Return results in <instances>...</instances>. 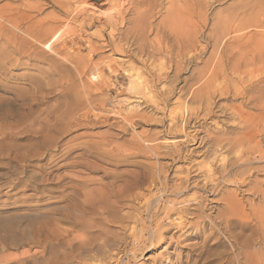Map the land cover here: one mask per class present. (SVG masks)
I'll list each match as a JSON object with an SVG mask.
<instances>
[{"label": "rangeland", "instance_id": "374dc122", "mask_svg": "<svg viewBox=\"0 0 264 264\" xmlns=\"http://www.w3.org/2000/svg\"><path fill=\"white\" fill-rule=\"evenodd\" d=\"M180 2L184 5L187 3L190 8L180 14V21L191 24L190 44L188 36L181 41L193 47L191 57L186 58V52H181L183 50H176L178 55L175 53L170 57L166 52H151L148 42L155 39V32L151 33L150 29H146L145 36H142L146 38L148 35L147 43L142 40L147 44L145 54L138 52V42L128 46L122 44L123 41L119 40L121 35L116 36V43L120 42L118 45L122 46L123 51L114 52L105 47L99 37L103 34L108 36L111 29H100L101 25L95 24L91 29L81 30L80 36L77 32L76 37H70L78 30L76 24L72 23L73 33L67 36L69 39L78 37V43L75 41L77 46L69 43L65 49L71 51L74 58H80L81 69L85 65L82 69L85 75L81 77L74 74L77 72L71 64L69 66V63L58 58L54 60L48 52L44 51V54L42 46L37 43L33 45L27 35L22 34L26 41L20 36L0 33V51L4 40H9L5 42L11 46L0 52V264H75L73 260L64 258L68 253L64 245L73 240L72 243L91 242L90 248L87 246L88 249L83 248L73 255L86 257L96 254V259L113 257L105 264H113L116 259L118 264H264V126L256 122V116L264 110V0ZM31 3L36 7H31ZM163 4L168 6L161 2L164 7ZM0 5V12H10L12 19L33 14L30 23H34L36 18H43L47 23L51 15L60 20L63 18L51 0H0ZM34 8L39 10L35 11ZM163 12L159 6L151 13V26L163 17ZM0 24V27L11 29L2 21ZM19 38L23 42L16 41ZM28 40L32 45L28 44ZM169 41L172 43V39L169 38L167 42L168 49H171ZM17 45L23 50L14 53L13 48ZM88 46L95 47L97 51L92 59ZM174 62L177 68L175 64L172 65ZM232 66L236 69L233 70ZM219 68L223 71L213 79H227L226 85L231 89L223 96L211 93V98L208 99L207 94L206 98H202L206 102L209 100L211 115L205 120L200 118L197 120L199 123L192 120L191 124L195 123V128L201 132L200 137H212L207 145L202 146L211 149L203 151L202 156L196 153L190 159L206 162L214 156L224 157L226 173L230 177L238 175V183L227 182L226 178L230 177L226 176L222 181L218 180L221 191L213 186L206 193L190 188L192 191L189 194L197 195L203 210L189 212L181 221H177V214L171 215L168 221L159 226L157 221L162 215L158 214L152 222L142 210L134 214V210L124 208L123 212L116 213L111 219L96 205L97 212L96 209H83L81 202L85 196L93 201L115 191L123 194L128 188L130 172L137 170L135 164L156 162L153 157L151 159L136 150L132 152L136 147L133 143H138L137 135L144 133L142 135L152 139L161 137L158 143L167 147L172 141L181 142L183 155L185 150L198 147L192 141L187 148L181 141L183 136L178 135L172 140V136L158 135L162 128L151 126L157 125L156 120L161 118L160 113L163 112L157 113L154 104H145L143 99L153 101L150 100L152 94L169 91L167 109L162 103L159 105V108H165L164 113L175 106L176 100L191 105L190 99L195 92ZM158 70L162 75L159 79L156 77ZM136 73L140 82L135 78ZM137 82L141 85V99H136L132 92L137 88ZM85 84L89 85V90ZM96 87L100 88L97 90ZM117 111L122 112L120 114L123 116L131 111L132 115H143L147 120L138 121L132 129L114 116L113 113ZM250 132L254 134L250 135ZM241 134L244 135L241 137ZM245 137H248V143ZM215 138H219L224 150L213 149ZM237 140L241 144L239 146L244 147L242 150L248 151L240 161L235 158ZM171 159L163 158L157 163H170ZM180 160L179 163L173 162L175 165L167 174L169 180H174L177 165L180 168L186 166L184 159ZM116 162L119 163L118 167L114 165ZM215 169L220 171L217 165ZM85 181L89 183H83ZM241 181H244L243 184H240ZM145 194L149 195L147 192ZM127 212H133L134 222L132 219L123 222L117 219L120 213L126 215ZM111 220L113 223H109ZM96 263L102 264L97 260Z\"/></svg>", "mask_w": 264, "mask_h": 264}, {"label": "bare ground", "instance_id": "6f19581e", "mask_svg": "<svg viewBox=\"0 0 264 264\" xmlns=\"http://www.w3.org/2000/svg\"><path fill=\"white\" fill-rule=\"evenodd\" d=\"M51 1H52V3H54V6H56V8L58 9V12H60L62 14V16H63L64 19L61 17V20H60V18H56L57 16L54 17L53 15H51V17H50V15H49V17H50L49 19H47L48 17H46V19L48 21L47 22L48 24L46 23V21L43 18H42L43 20L42 19L39 20L36 17H35L36 18L35 22L34 23H30L31 22L30 20H32L31 18H34L33 17V14H30V15L29 14L28 15H25L24 14V15H20L21 19L20 18H17V19L14 18V19H12L10 17V12L2 11V12H0V21H2L4 24H7L8 26L10 25V28L11 29H9L7 26L0 27V33H6V35H8V36L9 35H12L13 37H19V36L22 37V34H24V36L27 35L31 39V41H33V45L35 43H37V44H39V45L42 46V47L41 46L40 47L42 48V50H43L42 52L43 53H44V51L46 53L48 52V54H50V55H52L54 57V60H55V58H58V59H62L65 63H69V66L71 64L73 66V68L71 66L70 67V70H71V68L73 70H75V72H77V73H74V74H78V76H80V77L83 76V74L85 75L84 71L82 70L85 65L81 69V67H79L80 66V62H81L79 60L80 58L79 59H76L77 56L74 58L75 55L72 56V53H70L71 51L69 50L70 52H67L66 50H68V49H65V47H67V45L69 43H70V45L72 44V46L73 45L74 46H77V43H78V40H77L78 37H77V39L76 38L75 39H69L68 36H67L68 34L70 35V33H73V30H72L73 27L71 28V26H70L72 23L73 24H76V27L78 28V30L76 28L77 31L74 30L75 31L74 34H72L70 37H72V36L74 37L77 34V32L79 33L77 35L80 36V31L81 30L91 29L95 24H100L101 25L100 29H109V30L111 29V31L109 32L108 36H105L103 34V35H101L99 37H101L102 41H104V43H105L104 46L110 48V50H113L114 52L115 51L117 52L118 50L122 49V46L118 45L120 42L118 44L116 43V40H117L116 39V36L117 35H119V36L121 35V38H119V40H122L123 41V42H121L122 44L125 43L128 46V44L131 45L134 42H138V46H139V47H137L138 52L141 53V54H145L144 51H145V48H146L145 46H147V44L143 43V41L144 42H146V41L148 42V40H147V36L148 35L146 34L147 35L146 38H144L142 36H145L146 29H148V31L150 29V32L151 33H154L155 32V39L153 40V38H152V40L150 39L151 41L148 42V46L152 49L151 52L158 53V54L159 53L166 52V53H168L167 55H169V57H170L172 55H175L176 50H177V52H179V50H183L181 52H183V53L186 52V56H185L186 58L187 57H191L190 53H191L193 47L187 46L188 44H190V41H191L190 40L191 37L189 36L190 35L189 32L191 31V24L188 21H186V22H181L180 21V14L183 11L190 10L189 5H187V3L184 5L183 2H180L179 3V0H51ZM161 2H165L168 6L165 7V5L163 4L164 5V7H163L161 5ZM24 4L26 5L27 3H24ZM24 4H23V6L25 7ZM39 4L42 5L41 3H39ZM32 6L33 5L31 3V7ZM159 6H160V10H164V12H163L164 15H163V17H161V19H159V21L156 24L153 23L154 26L152 24V26H153L152 27L151 26V22L153 20L152 21L150 20L151 17H152L151 16V13H153V11L157 9V7L159 9ZM27 7H29V5ZM19 8H17V9H19ZM1 9H2V7L0 8V10ZM36 10H39V9H35V11ZM19 11H20V9H19ZM22 11L24 12V10H22ZM29 11H33V10H29ZM15 12H17V11H15ZM50 14H52V13H50ZM131 14L133 15V17L132 18L129 17L130 18L129 19L128 16L131 15ZM15 15H16V13H15ZM39 15H37V16H39ZM43 17L45 18V16H43ZM38 18H40V17H38ZM26 21H28V22L30 21L29 22L30 24H28V22H26ZM129 24H131V26ZM126 25H129V26L126 28L125 27ZM0 26H2V25L0 24ZM123 28H126L125 31L122 32V33H119V31L122 30ZM107 32H108V30H107ZM148 34H149V32H148ZM92 35H94V34H92ZM187 36H188V38H187ZM184 37H186L188 39V41H189L187 45L181 43V41H182V39ZM22 38H24V37H22ZM169 38L172 39V43L169 41V43L172 44V48L171 49H168V47H167V42H168V39ZM12 39H14V38H12ZM5 41L8 42L9 40H4V42L2 43L1 50L3 52L6 51V50H8V48H11V46L8 45ZM16 41H19L20 42V41H22V39L20 40V38H19V40H16ZM75 41H77V43ZM12 42L15 43L14 40ZM13 43H11V44H13ZM24 43H25V41H24ZM24 43H22V45ZM169 43H168V45H169ZM28 44H31L30 41L28 42ZM37 44H36V46H37ZM134 44H136V43H134ZM26 45H25V47H27ZM13 46H14V44H13ZM27 48H29V47H27ZM89 48H90V52H89L90 53V59H92L94 57V54H95L94 52L96 50L94 49L95 47L94 48L93 47H89ZM30 49H32V48H30ZM35 49H37V48H34V50ZM63 49H64L65 52L63 51ZM69 49H71V48H69ZM19 50L22 51L23 49H20V47H18V45H17V47H14L13 48V52L14 53H17ZM2 51H0V52H2ZM121 51H123V49ZM147 51H148V48H147ZM36 54H37V52H36ZM176 54L178 55V53H176ZM180 54L182 55V53H180ZM41 55H43V54H41ZM41 55H40V57H41ZM90 59H88V61ZM7 60H8V58H7ZM57 61H55V62L57 63ZM84 61L86 62L87 60H84ZM169 62H170V60H169ZM176 62H174L172 65H174ZM88 63L86 62V64H88ZM159 63H160V61H159ZM143 64H144V62H143ZM51 66H52V64H51ZM58 66H59V64H58ZM174 66H176L175 68H177V64H175ZM169 67H171V65ZM178 67H180V66H178ZM232 67H233V70H234L235 67L234 66H232ZM175 68L172 67L171 69H175ZM237 68H238V66H237ZM62 69H63V67H62ZM127 71H129V70H127ZM159 71L160 70H158L157 75H156V77L158 79L159 78H162V75L159 73ZM222 71L223 70L219 68V70H216L215 71L216 73H213L214 71L212 72L213 75H211V77L209 75L210 79L207 82H203V86L198 90L197 93L195 92V94L190 99L191 105L190 104L188 105L186 103H180L181 101L178 102L176 100V101H174L175 103L173 104V106L174 105L175 106L173 108L168 109L167 113H164L165 108L164 109L161 108L162 106L159 108V105H160V103H162L163 106L166 107V105H167V103L169 101L168 100V97H167L169 95V91H167V93H158V92H160V91H158L155 94H152V96L150 95L151 96L150 97V100L151 99L152 100L154 99L153 101H149V100L146 101L147 99H143L144 101L142 100L143 103H145V104H147L148 102L151 103V105L154 104V107H155L157 113L163 112V114L160 113L161 114V118L158 119V120H156L157 125L151 126V127H159V128H162V130L157 133L158 135H161L162 137L172 136V137H170V138H172V140H174L176 138V136H178V135L179 136H183V139L181 141H184V143L187 145V148L189 147V144L192 141L197 143V145H198L197 148L189 149V151H186L185 150L184 151V155H183L182 154L183 153V147H182L181 142L176 143V142L172 141L173 143L170 142L171 144L167 147V146H163V143H162V145H161V143L160 144L158 143V141H159L158 139H160L161 137L160 138L159 137L158 138L155 137L154 139H152V138H146L144 135H142L144 133H142L140 135H137L136 138L138 140H136V141L138 143L137 144H135L136 142L133 143L136 146L135 147L136 149L133 147L134 148L133 149L134 151H132V152L135 153L137 151L139 153L144 154V156H149L150 158L153 157V158L156 159V162L155 163H147V164L146 163H144V164H135V168L137 170L135 169L136 171L135 172L133 171V173L130 172L128 188H127L126 192L123 193V194H120L118 191H115L113 194L111 193L107 197H106V195H105V197L104 196L103 197L99 196L98 198H96L93 201L88 200V198H86V196H85V198L83 200L81 199L82 200L81 204H82L83 209L90 210V211H92V209L94 210L96 208L99 209V210L102 209V211H105L106 212V214L108 215V218H111V219H112L113 215H115L116 213L123 212L122 209H124V208H125L124 210H127L126 208H128L130 210L131 209L134 210V214H135V211L136 212L137 211L139 212L140 210H142L143 212H145L147 214V216L149 217V220L150 221L152 220V222L155 220V218H156V216L158 214L159 215H162L161 219H159L157 221L158 226L159 225H162L163 223H165V221H168V219H169V217H171V215L174 216L175 214H177L178 217H179L177 219V221H181L184 217H186V216L189 215V212L202 211L203 210V206H202L201 200H198V197H197L196 194L195 195H192V193H191V195L189 194V192L192 191L190 188H193V189L198 190L200 192L206 193V192H208V189H210L209 187H212L213 186L215 189L221 191V188H219V185H221V184H219L218 180L219 181H222L221 179H224L226 176H229V175L226 173V168H225L226 167V160H225L224 157L214 158L216 156L213 155L214 157H212L210 160L208 159V161H206V162H202V161L201 162H198V161L195 162V160L194 161H191L190 158L194 154L197 153V155H199L201 153V156H202L203 151H207L210 148L208 146L205 147V148L202 147V146L207 145L210 142V140L212 139V137H210V135H206L204 137H200V136H202L201 135V132L198 131L195 128V123L194 124L193 123L191 124V122H192V120H196L197 121L200 118L202 120L203 119L205 120V119H207V117L209 118V116L211 115V108L209 107V100H207V102H206V100H203L202 99L203 97L206 98L208 96V99H209L211 93L213 95H217L218 94L220 96H223V95L227 94V92H228L229 89H231V88H229V86L226 85L227 82H225V81L227 79L225 81L224 80H220V79L217 81L216 79H213V77H215L216 74L220 75V73ZM73 72H71L72 75H70L68 73H67V75H70V77L71 76H74ZM236 72H238V71H236ZM69 73H70V71H69ZM71 78L73 79V77H71ZM135 78L137 80L140 79L138 73H136V77ZM157 78H155L156 81H157ZM220 78L223 79L222 76ZM78 79H80V78H78ZM139 82H140V80H139ZM136 84H138L137 85V88L135 90H133L132 92L134 94V97H137L136 99H139V98L141 99V97H139V96H141V85L138 82ZM85 86L89 90V87H87L89 85L88 84H85ZM85 86H83V87H85ZM131 86L133 87L132 84H131ZM135 86H134V88H135ZM90 87H92V86H90ZM99 88H97V90ZM84 90H85V88H84ZM91 91H93L92 88H91ZM95 91H96V89H95ZM81 92H83V91H81ZM165 92H166V90H165ZM86 93H87V91H86ZM86 93L85 94L83 93V94L84 95H87ZM206 94H207V96H206ZM155 99H159V101H156ZM89 100H90V98H89ZM134 101H136V100H134ZM194 104H196L195 107H193ZM166 109H167V107H166ZM235 111H236V109H235ZM201 112H203V114H200ZM120 113H122V112H120ZM120 113H118V111H117V112H115L113 114L118 119H120L125 125H127L128 127L132 128V129L135 128V126H137V123H139L138 121H141V120H144V119H145V121L147 120L145 118V116H143V115L138 116V115L135 114L138 117L132 115L131 111L130 112H127L124 116L121 115ZM200 115H202V116L200 117ZM135 118H137V120H134ZM197 122L199 123V121H197ZM256 122L258 124L261 123L264 126V110L261 113H259V115L256 116ZM198 123H196V124H198ZM118 124H120V123H118ZM190 124L192 126H190ZM202 125H200V126H202ZM243 126H245V125H243ZM119 127H120V129L122 128L121 126H119ZM187 128L189 129V131L187 130L188 132H186V129ZM121 130H123V129H121ZM253 134L251 133L250 135H253ZM243 135L241 134V137ZM246 135H248V134L246 133ZM224 137H225V135H224ZM237 138H239V137H237ZM247 138L245 137L244 139L247 140ZM250 139H252V136H250ZM163 140H165V139L163 138ZM226 140L229 141L228 139H226ZM234 140H235V138H234ZM214 141H215V145H214V148L212 147L213 149H215V150H222L223 148H225L223 146L222 142L219 140V138L218 139L215 138ZM239 141L237 142L238 144H236V150L237 151L235 150L236 151V153H235L236 154L235 155L236 161H240L243 158V156L245 154H247V152H248V151L246 152L247 149L242 150V148H244V147L239 146V145H241L239 143ZM243 141H241V142H243ZM177 142H178V140H177ZM142 143L144 144V146H142ZM246 143H248V140H247ZM190 146H192V145H190ZM209 146H211V144ZM199 149H203V150L200 151ZM132 152H130V153H132ZM163 158H167V159L168 158H172V159H171L170 163H157L158 162L157 160H160V159H163ZM175 158H177V159H175ZM132 159H133V157H132ZM180 159H184V162H186V166L184 168H180L177 165L176 166V169L174 168L175 171L173 170L174 173H175V175L173 174L175 176V177L173 176L174 177V180L173 179L172 180H169L168 179L169 175L167 176V174L169 173V171L171 170V168L173 167V165H175V164H173V162H178L179 163L181 161ZM130 161H128L127 163H129ZM114 165H115V167H118L119 166V163L116 162ZM122 165H124V164H122ZM215 165H217L220 168V171H216ZM237 176L238 175H232L231 177L229 176L230 179L229 178H226V180H227V182H232V183H235L236 184V183H238ZM114 179H115V177H114ZM117 179L118 178H116V180ZM243 182L244 181H241L240 184H243ZM83 183L86 184V183H89V182L85 181ZM222 183H224V182H222ZM85 187H87V186H85ZM144 192H147L149 195H146V194L144 195ZM263 198H264V196H263ZM136 202H138V203H136ZM95 205L98 206V207L95 208ZM135 206H136V208H135ZM97 209L95 210L96 212H97ZM121 214L122 213H120V216H119L120 218H117L119 221H122V220H130V219H132V221H133V212H132V214L131 213H128L126 215H121ZM85 215H86V213H85ZM190 215H191V213H190ZM216 217H217V215H216ZM86 218H88V217H86ZM82 220H84V219H82ZM90 220L92 221L93 219H90ZM137 221H139V220H137ZM110 222H112V220L109 221V223ZM183 222H180V223H183ZM99 223H100V221H99ZM177 225H179V224H177ZM121 226H123V224ZM128 226H130V225H128ZM129 230L130 229H128V231ZM99 233H100V231H99ZM132 234H133V232H132ZM106 235H108V234H106ZM88 236H90V235H88ZM91 237H93V236H91ZM135 238H136V236H134V239ZM72 242L71 243H66L64 245V248L68 249L67 250L68 253L67 254L65 253V255H64V256H66V255L67 256L66 257L63 256L65 259H67V261H68V259H70V260H73L75 262V264H98V263H96V260H97V262L102 263V264H105V263H108V262H110V261L113 260V257H111V256L100 257V258L96 259V256H95L96 254L95 255H89V256H86V257H82V256L79 257L80 255L79 256H75V255H73L74 252L77 253L78 250H82L83 248H87V246L88 247L89 246L91 247V242H88V243H86L85 241L82 242V239H81V242L82 243H79V242L77 243V241L74 242V243H72ZM134 242H136V241H134ZM136 244H137V242H136ZM52 249H53V247L51 248V250ZM106 251L107 250H105V252ZM114 252H115V250H114ZM88 253H89V251H88ZM96 253H97V251H96ZM106 253H108V251ZM106 253H105V255H106ZM106 260H110V261L105 262ZM113 262H112L113 264H118L117 263V259L115 261H113Z\"/></svg>", "mask_w": 264, "mask_h": 264}]
</instances>
